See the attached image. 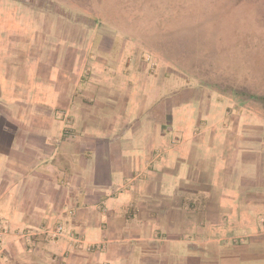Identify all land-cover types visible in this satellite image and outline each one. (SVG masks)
<instances>
[{
  "label": "crops",
  "instance_id": "obj_1",
  "mask_svg": "<svg viewBox=\"0 0 264 264\" xmlns=\"http://www.w3.org/2000/svg\"><path fill=\"white\" fill-rule=\"evenodd\" d=\"M60 22L0 0V264H264V114Z\"/></svg>",
  "mask_w": 264,
  "mask_h": 264
},
{
  "label": "rangeland",
  "instance_id": "obj_2",
  "mask_svg": "<svg viewBox=\"0 0 264 264\" xmlns=\"http://www.w3.org/2000/svg\"><path fill=\"white\" fill-rule=\"evenodd\" d=\"M29 3L41 5L61 25L63 20L76 22L75 35L82 33L79 23L85 20L93 33L132 37L144 62L170 69L197 87L203 97L227 101L232 109L246 106L254 114H264V0ZM65 4L74 10H66ZM103 42L108 47L110 38Z\"/></svg>",
  "mask_w": 264,
  "mask_h": 264
},
{
  "label": "built area",
  "instance_id": "obj_3",
  "mask_svg": "<svg viewBox=\"0 0 264 264\" xmlns=\"http://www.w3.org/2000/svg\"><path fill=\"white\" fill-rule=\"evenodd\" d=\"M6 228L2 225L1 221H0V242H1V235L3 233H5ZM48 235L50 236L51 240H55L58 237H61L64 235V230H63V226L62 225H57L54 229H52L51 231H48ZM22 236L24 239L30 240L32 237V234L30 233V231H22ZM236 240L238 241H242L243 237L242 236H237L235 237Z\"/></svg>",
  "mask_w": 264,
  "mask_h": 264
}]
</instances>
